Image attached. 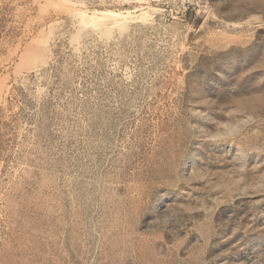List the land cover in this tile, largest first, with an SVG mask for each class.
I'll use <instances>...</instances> for the list:
<instances>
[{
    "label": "rangeland",
    "instance_id": "1",
    "mask_svg": "<svg viewBox=\"0 0 264 264\" xmlns=\"http://www.w3.org/2000/svg\"><path fill=\"white\" fill-rule=\"evenodd\" d=\"M0 264H264V0H0Z\"/></svg>",
    "mask_w": 264,
    "mask_h": 264
},
{
    "label": "built area",
    "instance_id": "2",
    "mask_svg": "<svg viewBox=\"0 0 264 264\" xmlns=\"http://www.w3.org/2000/svg\"><path fill=\"white\" fill-rule=\"evenodd\" d=\"M185 4L187 5H200L205 2H210L212 0H183Z\"/></svg>",
    "mask_w": 264,
    "mask_h": 264
}]
</instances>
